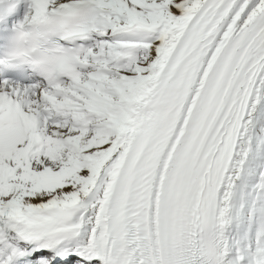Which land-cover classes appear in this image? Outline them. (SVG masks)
I'll return each instance as SVG.
<instances>
[{
  "label": "snow or ice",
  "instance_id": "snow-or-ice-1",
  "mask_svg": "<svg viewBox=\"0 0 264 264\" xmlns=\"http://www.w3.org/2000/svg\"><path fill=\"white\" fill-rule=\"evenodd\" d=\"M0 264H264V0H0Z\"/></svg>",
  "mask_w": 264,
  "mask_h": 264
}]
</instances>
